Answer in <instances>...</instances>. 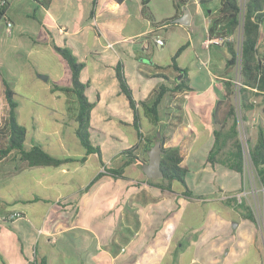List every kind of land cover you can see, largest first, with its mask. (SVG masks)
Segmentation results:
<instances>
[{"label": "crops", "instance_id": "1", "mask_svg": "<svg viewBox=\"0 0 264 264\" xmlns=\"http://www.w3.org/2000/svg\"><path fill=\"white\" fill-rule=\"evenodd\" d=\"M143 1L96 0L91 15L93 0H51L47 7L32 0H7L6 19L0 21V69L14 70L13 77L18 80L24 73L41 75L33 62L41 63L44 59L48 62L49 57L55 56L52 67L60 64L57 86L40 87L23 98L31 107L24 117L37 124L33 128L34 136L26 129L24 147L29 140L26 150L32 145L44 148L39 137H48L52 146L57 142L62 150L55 153L52 147L54 152H47L67 160L58 166H29L20 160L16 151L0 160V216L19 214L15 219L0 221V264H33L41 258L47 264H174L171 255L180 257L186 251L183 240L189 242L188 236L192 233L190 228H181L182 213L193 205L199 221L201 206L206 201H193L183 192L175 193L171 187L166 188V183L150 180L142 172V165L148 161L149 142L154 140L158 127L163 147L179 151L182 166L188 171L186 176L189 168L194 169V176L213 174L216 169L227 175L228 170L237 176L232 188L229 187L230 194L242 187L239 174L219 164L212 167L206 161L213 145L212 113L221 97L228 57L226 44H206L208 37L222 33V24H213L219 15L221 0L198 5L192 0H186L184 5H180L179 0H147L145 4ZM245 1L238 0V4L243 6ZM183 8L190 13L188 25L174 22L182 15ZM81 9H84L83 14L88 13L82 21ZM6 21L12 24L10 34L5 31ZM239 33L232 36V41ZM83 34L91 36L96 46H101L103 54L98 49L91 52L84 38H79ZM157 38L162 45L155 43ZM53 44L70 47L83 64L80 78L88 82L86 95L92 104L90 128L94 129L97 120L117 121L114 122L116 127H125L124 135L100 132L96 138L89 137L91 144L94 143L92 146L100 149V158L96 153L87 155L76 137L65 135V126L68 133H74L78 103L69 91L70 70L60 61ZM258 52L264 55V27L260 30ZM118 64L141 111V139L133 127L128 100L119 88ZM175 67L186 72L187 88H176L182 73ZM7 77L0 70V125L6 118L2 79L15 92L14 97H19V91L10 86ZM202 77L205 81L200 84ZM160 87L166 92L158 107L156 125L139 104L152 102ZM212 87L216 91L203 118L196 104L202 102L203 94ZM43 94L47 98L40 96ZM44 99H49L51 108L43 107ZM16 104V120L22 125L19 122L21 105ZM60 110L61 119L57 122L64 126L63 132L55 138L46 135L39 126L41 121L44 118L49 121L55 114L59 115ZM99 110L104 112L99 113ZM246 133L248 147V139L254 142L256 136L248 129ZM119 141H125V146L117 147ZM105 149L111 151L107 153ZM111 170L117 171L116 174L110 173ZM161 185L165 189L162 190ZM6 186H10L11 194L1 192ZM171 197L176 200L170 201ZM177 197L182 201H177ZM210 202L219 206L224 203ZM234 213L231 217L236 220L239 216ZM213 221L218 223L217 215ZM243 222V225L248 224V221ZM234 228L228 227L226 234L233 235ZM219 236H215L216 250L221 254L232 245L228 240L218 241ZM202 237L199 233L194 240ZM255 256L253 253L252 258ZM181 264L197 262L190 257Z\"/></svg>", "mask_w": 264, "mask_h": 264}, {"label": "trees", "instance_id": "2", "mask_svg": "<svg viewBox=\"0 0 264 264\" xmlns=\"http://www.w3.org/2000/svg\"><path fill=\"white\" fill-rule=\"evenodd\" d=\"M0 4V21L6 19L8 8L7 0ZM39 6L47 7L51 0H32ZM201 2L205 4L210 2ZM147 0H144L145 4ZM186 0H179L180 5H184ZM96 0L92 2L91 15H93V7ZM219 15L213 21L214 26L222 24V33L227 36H233L237 31H241L240 49L237 50L233 41L226 43L228 57L225 63V79L222 81L221 97L216 101L212 113L213 123V145L208 152L207 163L211 166L216 164L222 165L231 171L236 172L243 178L244 173V148L239 137L238 116L234 97H238V105L240 110L246 112L259 109L264 114V55L258 52V42L260 39V30L264 27V0H246L243 6L238 4V0H221L219 7ZM220 34V33H219ZM54 51L66 62L71 76V88L69 91L77 98L78 108L75 117L77 125L76 135L83 147L85 153H96L100 158V149L92 146L90 142V113L92 104L89 102L86 89L88 82H84L80 78L83 64L78 62L76 57L66 47H58L52 45ZM182 50L180 48L176 55ZM239 65V82L240 87L235 88L234 80L231 76L232 70ZM156 68L161 69L159 65ZM175 69L183 73L184 76L177 83V89L187 88V75L184 70ZM116 78L119 83L120 91L128 100L129 106L133 113V127L141 139L140 129L143 128L140 110L137 108L133 99L131 89L124 76L121 64L116 67ZM4 98L6 101V118L3 125H0V160L5 158L11 151L19 154L21 161L29 166H58L65 162L67 158H58L49 154L40 145H32L28 150L24 147L26 138V128L20 125L16 120L15 110L17 104L14 100V92L10 89L5 79H2ZM164 87H160L152 102H140V106L144 107V111L152 117L154 124L158 125L159 113L158 107L165 94ZM149 104V105H148ZM245 121V115H243ZM156 133H160V141L162 145V135L160 127ZM155 133V135H156ZM154 135V136H155ZM248 152L250 163L255 171L259 183L264 187V128L259 127L256 133L255 141L248 139ZM154 141L149 142V147ZM163 155L161 157L160 168L163 172L162 182H166V188L171 187L172 181H178L184 188L183 195L190 199H202V196L192 194L189 189L185 177L187 169L182 166V157L179 151L172 147H163ZM116 174L117 171H109ZM121 175V173H118ZM151 180V179H150ZM149 180V181H150ZM243 180V179H242ZM163 190V185L160 186ZM227 195V199L223 201L227 206L233 208L240 218L245 221L255 223L254 215L251 209L243 202H239L236 194ZM212 200H219L220 196L213 197ZM257 252V251H256ZM248 259H246L247 261ZM33 264H47L46 260L36 259Z\"/></svg>", "mask_w": 264, "mask_h": 264}, {"label": "rangeland", "instance_id": "3", "mask_svg": "<svg viewBox=\"0 0 264 264\" xmlns=\"http://www.w3.org/2000/svg\"><path fill=\"white\" fill-rule=\"evenodd\" d=\"M83 12L84 9L83 10L81 9V15H80L81 21L84 18H86L88 15L87 11L84 14ZM239 32L240 33L238 37L235 40H233L237 50L240 49V43H241V31ZM79 38L81 39L84 38V43L87 42L86 45H88L91 52L97 51V49L102 52L101 46L100 47L96 46L94 40L88 34H83L79 36ZM67 49H69L72 54H75L74 53L75 51H73L70 47H67ZM77 52L79 53V51ZM56 59L57 58L55 56H52L51 58L49 57L48 62H46V60L44 59L43 62L41 63H35V62L32 63V65L35 66L36 70L40 72L42 76L47 77L46 80L43 78H39L38 74L30 76L29 74L27 75L26 73H24L21 79L17 80L15 79V77H13L15 75L14 70H9L8 68V69H4L5 70L4 71L2 68L0 69L2 70V72L6 77L8 76L7 80L8 82H10V86H13L15 90L19 91L18 92L19 97H14L16 103H18V105H21L20 110L22 113V117L20 118L19 122H21V124L24 127H26L28 132L32 133L33 136H34L33 128L36 127L37 124L35 123V121L24 117L25 114H27V112L29 111V109H31V107L23 98L24 97L28 98L30 91H35L36 89H40V87L57 86L58 84L57 71L60 67V64L57 65L56 63L55 64L56 66L52 67L53 65L52 63ZM59 59L62 62V64H66V62L61 57ZM6 71H9L11 74L6 75L7 74ZM234 71H235L234 72L235 76H233L234 85L235 88H238L240 87L239 65L236 66V69ZM10 76H12L14 79L13 78L11 79ZM204 81L205 79L203 77L199 80L200 84H203ZM235 82H237L238 85H236ZM215 91L216 90L213 87L210 90H207V92L204 93L201 98L202 102L196 104L197 112L200 115H202V117L209 111V102L210 99L214 96ZM20 96H22V98ZM40 96H42L43 98H47L44 94ZM233 100L236 106V113L238 116L237 128L239 131L240 140L243 144L244 159H245L244 173L242 178L243 184L241 187V191L236 194V198L239 202L243 201L251 209L255 218V223L248 222V224L243 225L244 222L241 218L237 217V219L235 220V218L231 217V216H235L234 213L235 211L233 210L232 207L227 206L225 203H222L219 206L218 204L210 202V201H214L212 200L213 197L220 196V198H223L220 201H225L227 199V195H231L230 194L231 191L229 190V187L233 186L235 180L237 179V176L233 172H229L228 170H226L228 174L223 175L219 171L220 169H216V172H214L213 174L202 173L199 174L198 176L196 175L194 176L192 175L194 169L189 168L188 170L190 171V173L185 177L187 185L191 190L192 194L196 196L197 195L202 196L201 201H206V203L203 206H201L202 211L199 221L195 217L198 213L194 211L193 205H189V207L185 209L184 213H182L183 224L181 228L182 229L190 228L192 233L189 234L188 236L189 242L185 238L183 240L186 251L181 253L180 257L175 256L174 254L171 255L170 259L174 264H181L183 261H188L190 257H193L194 260L197 262V264H264V187L259 183L255 171L250 163L249 152L246 143L247 129L249 132L252 133V136H256L258 128L259 127L264 128V114H262L259 109H255L253 111H249L243 114V112L240 110L238 105L237 95H235ZM42 105L43 107L51 108L49 99H44ZM42 111L44 113L47 112L46 109H42ZM33 112H34V108H33ZM103 112L104 110H99V113H103ZM61 114L62 112L60 110L59 115L55 114V116L52 117L49 121L46 118H44L43 121H41L42 125L39 126L41 129L43 127L44 131L46 132V135L53 136L55 138L56 136H58L57 134L59 132L60 134L63 132L64 126H62L61 123L57 122L58 119H61ZM146 115L148 117H151L150 114L148 113H146ZM243 115H245V119H246L245 121L242 118ZM248 118L249 121H247ZM200 121H202L203 124H206V121H203L202 118H200ZM114 122L117 123V121L112 122L105 120L102 121L97 120V125L93 126L94 129L92 128L89 129V136H91L92 138H96L100 136L101 133L124 135L125 127L123 126L116 127L114 125ZM145 124H147L146 121ZM246 124H248V126H246ZM76 128L77 125H75V128H73L74 133L70 134L68 133L67 126H65L64 128L65 135H71L72 137H76L77 140H79L75 133ZM131 128L129 127V129ZM203 132L206 133V128L203 129ZM39 140H40L39 143L45 148L46 151L49 152L55 151V153H59L62 150V148L58 145L57 142H56V146H52V142L48 137H39ZM202 141H203V137L201 136L200 142ZM29 145H30V141L26 140L25 147H28ZM116 146L117 147L125 146V141L117 142ZM52 147L55 149L54 151H52ZM110 151L111 149L109 150L105 149V152L107 153ZM194 179L196 180L194 181ZM158 182L162 183V180L158 179ZM171 190L175 193L181 194L184 191V188L178 181H172ZM1 192L6 194H11L12 191H10V186H6L1 190ZM177 199H178L177 201H182L181 200L182 198L180 197H177ZM175 200H176L175 197H171L170 201H175ZM196 200L199 199H194L193 201ZM216 215H217V219H219L217 224H215L213 221L214 216L216 217ZM224 221L225 223L229 222L228 225H226ZM235 222L236 224L233 230V235H227L226 231L228 227L232 228V223ZM199 233H202L203 236L202 239L194 240L195 236L198 235ZM216 235L217 236L220 235L219 236L220 239L218 241L228 240V242L232 245L230 250L227 251L225 249L224 251H222L221 254L220 252L217 253L216 250L217 241L215 238ZM190 242L192 243V245L187 246L186 243L188 244ZM253 253L256 254L254 258H252ZM250 257L251 259L249 261L244 260V258L249 259Z\"/></svg>", "mask_w": 264, "mask_h": 264}, {"label": "water", "instance_id": "4", "mask_svg": "<svg viewBox=\"0 0 264 264\" xmlns=\"http://www.w3.org/2000/svg\"><path fill=\"white\" fill-rule=\"evenodd\" d=\"M182 15L174 20L175 23L188 25L190 22V13L187 8L182 9ZM183 76V73L178 80ZM38 77L47 79L46 76L38 75ZM154 143L148 151V161L142 165L141 169L148 179L156 180L163 177V172L160 168L161 157L163 155L162 145L160 141V133H156ZM233 228L235 223L232 224Z\"/></svg>", "mask_w": 264, "mask_h": 264}, {"label": "built area", "instance_id": "5", "mask_svg": "<svg viewBox=\"0 0 264 264\" xmlns=\"http://www.w3.org/2000/svg\"><path fill=\"white\" fill-rule=\"evenodd\" d=\"M195 4H201V2H206V1H209V0H192ZM4 2L3 1H0V4H3ZM11 28H12V24L9 22V21H6L5 23V31L7 34H10L11 33ZM228 41H232V36H227V35H224L223 33L221 34H218V35H215L213 37H208L207 40H206V44L207 45H225ZM155 43L157 45H162V41L160 39H155ZM236 85H238L237 82H235ZM19 216L18 213H11V214H8V215H3V216H0V221H5L6 219L8 220H12V219H15Z\"/></svg>", "mask_w": 264, "mask_h": 264}]
</instances>
